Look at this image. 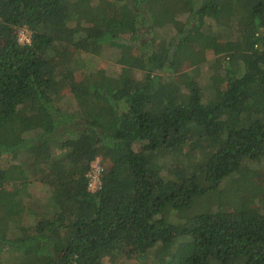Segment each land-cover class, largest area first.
Here are the masks:
<instances>
[{"label":"trees","instance_id":"16d2710c","mask_svg":"<svg viewBox=\"0 0 264 264\" xmlns=\"http://www.w3.org/2000/svg\"><path fill=\"white\" fill-rule=\"evenodd\" d=\"M107 48L116 75L81 71L78 53ZM211 51L222 54L209 95L196 72ZM259 160L264 0H0V255L11 264H264V190L245 208L229 180Z\"/></svg>","mask_w":264,"mask_h":264},{"label":"rangeland","instance_id":"374dc122","mask_svg":"<svg viewBox=\"0 0 264 264\" xmlns=\"http://www.w3.org/2000/svg\"><path fill=\"white\" fill-rule=\"evenodd\" d=\"M207 22L212 25L215 24L214 20L212 19H207ZM209 29L211 28H206V32H208ZM220 54H222V52L215 53L211 51L208 55V60L198 66V70L196 72L197 80L200 82V84L204 85V88L209 95L212 94L211 82L213 80L210 78V76L212 75L211 70L216 65V60L220 58L218 57ZM76 57H78L84 62L83 69L81 70L82 72H89L95 70L98 67H102L105 68V70L110 75H116L121 69V65L116 60L117 56L115 54V51L109 48L105 49L102 54L90 56L89 54L78 53ZM191 69L192 67L188 65L183 66L182 72L176 74V79L181 82L187 81L188 72ZM133 74L136 78L142 77V72L133 71ZM67 99H64L63 105L68 108H70V106L72 105L71 110H74L76 108V104L73 103L74 100L72 101L71 99ZM6 160L11 159L10 157H6L5 159H3V166L8 164ZM229 180L235 182L238 186L243 189L242 195L244 197V200H247L245 208H249L250 205L255 206L256 204H260V201L258 200L260 195L259 193L254 191V189H261L262 191L264 190V160L246 162L245 165L240 169V171L233 175ZM28 189L29 193L32 196H35L33 198H37L43 204H47L48 194L46 190H43L41 186L34 185L33 187H29ZM24 196V194L20 196L21 200H24ZM216 197L217 196L213 198ZM204 201L205 199L203 200V198L201 200H198L199 205L204 206L206 204V201ZM29 222L30 220L28 218V213L27 210H25L21 216L20 223L28 225ZM0 264H11V258L7 255V252H4L0 255ZM103 264H137V262L135 260H124L122 258H115L112 260L104 259Z\"/></svg>","mask_w":264,"mask_h":264},{"label":"built area","instance_id":"2783aa9c","mask_svg":"<svg viewBox=\"0 0 264 264\" xmlns=\"http://www.w3.org/2000/svg\"><path fill=\"white\" fill-rule=\"evenodd\" d=\"M17 40L20 44H29L31 40V32L26 26H20L16 29ZM102 173L103 167L100 163V158L96 157L86 173L87 187L91 192H96L101 188L102 185Z\"/></svg>","mask_w":264,"mask_h":264}]
</instances>
